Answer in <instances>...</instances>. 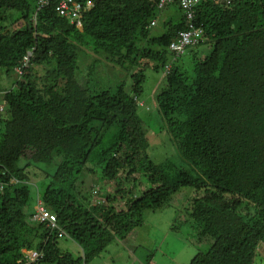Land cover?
<instances>
[{
	"label": "trees",
	"instance_id": "trees-1",
	"mask_svg": "<svg viewBox=\"0 0 264 264\" xmlns=\"http://www.w3.org/2000/svg\"><path fill=\"white\" fill-rule=\"evenodd\" d=\"M158 1L97 0L78 30L52 7L36 12L37 0H0V71L10 78L31 53L23 75L0 89V183L6 184L0 192V264H17L23 249L42 252L32 264H91L140 227L145 211L167 206L183 188L198 193L185 217L196 244L206 247L189 264H254L258 250L264 251V0L196 6L194 22L210 51L194 61L191 78L172 62L165 87L154 95L190 170L148 157L138 115L144 70L163 71L171 58L168 44L186 29L180 15L163 23L162 35L150 37ZM7 12L16 15L14 23H24L10 34ZM83 49L129 72L128 89L126 83L103 89L94 63L80 83ZM56 160L39 197L56 215L62 238L79 247L78 257L59 249L57 230L51 234L31 220L35 165ZM89 165L117 182L109 199L124 200L129 183L146 180L149 187L120 211L103 203L86 208Z\"/></svg>",
	"mask_w": 264,
	"mask_h": 264
},
{
	"label": "rangeland",
	"instance_id": "rangeland-1",
	"mask_svg": "<svg viewBox=\"0 0 264 264\" xmlns=\"http://www.w3.org/2000/svg\"><path fill=\"white\" fill-rule=\"evenodd\" d=\"M180 14H182L180 9L178 10L175 5L166 7L159 14L156 26L150 30V37L155 38L162 35L165 31L163 23L169 18H177ZM6 17L7 21L4 23L7 29L6 33L10 34L13 30L24 26L22 21L13 22L16 18L15 14L7 12ZM143 44L144 41H141V45ZM209 51L210 45L205 43L190 47L176 60H173L171 56L168 64L173 62L176 67L185 71L188 78H191L194 61L201 60ZM93 63L97 65L96 76L102 82L101 87L103 89L114 88L122 83H126L125 86L128 89L129 72L109 64L102 56L94 54L91 49H83L78 58L76 79L80 83H84L86 69ZM144 76L143 92L139 99L143 105L139 107L138 115L143 121L149 144L147 155L154 163L159 164L169 160L177 168L190 170L188 163L183 161L176 146L171 142L154 100V95L165 87L162 71H154L150 66V68L144 70ZM17 80L18 74L15 71L10 73V78L0 71V89H8ZM0 107L3 106L0 105ZM3 113L4 110L0 112V114ZM57 162L56 160L51 165H35L36 170L34 172L38 173V176L33 177L31 183H29L31 185V209L36 202V187L39 188L38 195L40 196L43 186L50 180V178L45 179V174L54 173ZM89 166L93 171L91 170L88 175H84L86 186L84 200H82L86 208L103 203L115 211H120L125 208L126 200L134 195H139L141 191L149 187L146 180L136 181L135 184L129 183L128 186H125L124 200H121L118 196L115 199H109L110 196L112 197L115 194V184L117 182L104 178L96 165ZM133 187H135L134 192H131L130 190ZM197 194L193 189L183 188L171 196L167 206H163L156 212L145 211L142 225L132 231L128 237L129 239L111 244L102 253V259H95L91 264H100L101 261H105V264H146L150 260L155 261L157 264H169L170 259L174 261L173 264H189L198 252H203L206 249L205 246L196 244L195 229L190 222L186 221L185 217L189 201ZM36 242L35 240L33 244H36ZM58 247L62 252H68L74 257L80 255L79 247L68 238H60ZM254 264H264L263 249L258 250V256Z\"/></svg>",
	"mask_w": 264,
	"mask_h": 264
},
{
	"label": "built area",
	"instance_id": "built-area-1",
	"mask_svg": "<svg viewBox=\"0 0 264 264\" xmlns=\"http://www.w3.org/2000/svg\"><path fill=\"white\" fill-rule=\"evenodd\" d=\"M97 0H37V9L36 12L42 9L52 7L56 15L65 20L69 26L74 27L75 29L81 30L82 20L84 15L91 10ZM208 1L218 7H229L239 0H159L157 3V9L159 14L168 6L176 5L183 16L186 29L179 31L175 34L171 42L168 44V51L171 54L173 60L178 59L184 52L190 48L195 47L200 44H203L206 41L204 30L201 26L195 25V8L200 3ZM158 14V16H159ZM36 15V14H35ZM35 15L34 18L35 19ZM158 16L153 19L147 26L148 30H151L156 26ZM31 56V53H27L26 57L23 59V64L20 67L15 68V72L22 76L23 70L26 68L28 59ZM171 65L168 64L165 66L162 71L163 77L169 74ZM143 103L139 102V106H142ZM3 111V107H0V112ZM10 183H16L14 179L10 180ZM6 187L5 183H0V192H3ZM32 217L33 222L44 224L45 228L48 229L51 234L56 230L58 237L62 238L64 233L58 230L56 215L47 208L42 199L37 193L35 205L32 208ZM42 257V252L36 250H22V257L17 261V264H32Z\"/></svg>",
	"mask_w": 264,
	"mask_h": 264
},
{
	"label": "crops",
	"instance_id": "crops-1",
	"mask_svg": "<svg viewBox=\"0 0 264 264\" xmlns=\"http://www.w3.org/2000/svg\"><path fill=\"white\" fill-rule=\"evenodd\" d=\"M162 13V12H161ZM180 15H182V14H180ZM132 231H134V230H132ZM132 231L128 234V236L125 238V239H129L128 237L131 235V233H132ZM124 239V240H125ZM116 241H118V240H115V241H113V243L112 244H114ZM123 242V241H122ZM96 259H102V254L98 257V258H96ZM170 263L169 264H173L174 263V261H172L171 259H170ZM93 262V261H92ZM100 264H105V261H101V263ZM146 264H157L155 261H152V260H150V261H148ZM175 264H182V263H175Z\"/></svg>",
	"mask_w": 264,
	"mask_h": 264
}]
</instances>
